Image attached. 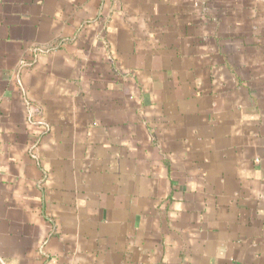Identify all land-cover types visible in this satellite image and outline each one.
Instances as JSON below:
<instances>
[{
	"label": "crops",
	"instance_id": "1",
	"mask_svg": "<svg viewBox=\"0 0 264 264\" xmlns=\"http://www.w3.org/2000/svg\"><path fill=\"white\" fill-rule=\"evenodd\" d=\"M0 264H264V3L0 0Z\"/></svg>",
	"mask_w": 264,
	"mask_h": 264
},
{
	"label": "built area",
	"instance_id": "2",
	"mask_svg": "<svg viewBox=\"0 0 264 264\" xmlns=\"http://www.w3.org/2000/svg\"><path fill=\"white\" fill-rule=\"evenodd\" d=\"M247 1H254V2H257V3H264V0H247Z\"/></svg>",
	"mask_w": 264,
	"mask_h": 264
}]
</instances>
